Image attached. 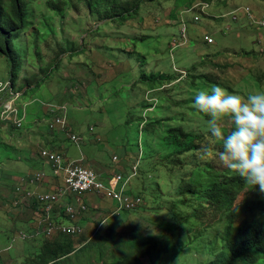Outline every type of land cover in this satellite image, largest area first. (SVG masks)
I'll use <instances>...</instances> for the list:
<instances>
[{
    "label": "rangeland",
    "instance_id": "obj_1",
    "mask_svg": "<svg viewBox=\"0 0 264 264\" xmlns=\"http://www.w3.org/2000/svg\"><path fill=\"white\" fill-rule=\"evenodd\" d=\"M21 2L26 28L16 47L26 54L16 86L24 93L43 77L53 81L56 93L60 89L69 100L60 97L48 107L66 105L69 130L49 129L52 115L43 113L45 101L35 95L30 103L16 100L6 119L3 104L10 92H20L7 87L9 66L0 56V264H44L38 257L52 241L33 235L40 212L27 208L25 200L16 206L15 189L39 172L34 164L49 144L60 145L54 152L69 161L83 159L82 165L103 179L129 175L139 165L132 190L145 199L139 211L123 212L96 194L85 195L89 206L79 222L84 233L74 242L78 253L60 264H101L102 252L104 263L121 259L136 250L131 242L138 236L170 239V250L160 260L145 257V264H209L224 248L229 209L211 204L205 192L214 183L242 177L220 162L222 144L207 130L208 117L194 109L193 98L211 85L239 95L264 92V27L254 21H264V0H215L210 16L198 23L192 15L182 16L190 0ZM243 7L252 8L254 20L244 11L234 20ZM125 9L135 12L120 23ZM184 28L188 43L178 46ZM207 34L216 38L215 45L205 42ZM17 55L19 73L23 56ZM222 124L228 133L231 120ZM173 129L196 137H178ZM69 135L82 138L80 145ZM251 187L233 202L243 209L236 224L259 215L247 210L248 203L264 201V193ZM22 233L28 239L21 241ZM90 242L101 245L81 250Z\"/></svg>",
    "mask_w": 264,
    "mask_h": 264
},
{
    "label": "built area",
    "instance_id": "obj_2",
    "mask_svg": "<svg viewBox=\"0 0 264 264\" xmlns=\"http://www.w3.org/2000/svg\"><path fill=\"white\" fill-rule=\"evenodd\" d=\"M210 7L211 4L198 2L184 13L192 15L194 22L198 23L202 15L210 16L208 13ZM240 11H244L248 18L254 20L252 8L243 7L233 13L235 21L240 20L238 15ZM254 21L264 27V21ZM185 32L186 28L183 29L181 39H176L178 46L188 43ZM204 38L208 45L217 43L216 38L210 34L205 35ZM10 85L8 83L7 87ZM10 95L11 100L3 104L2 114L7 116L6 119L14 114L16 109L12 107V104L14 106V102L21 97V93L10 92ZM49 111L54 117L50 122V130L61 128L67 133L69 130L67 129V107H50ZM69 136V140L74 145H80L82 142L80 137ZM40 158L49 167V175L46 172H37L18 184L15 189L16 199L22 200H18L15 203L16 206L24 203L25 200V205H29L27 208L33 205L40 212L38 219H35L37 224L33 232L37 238L43 237L53 241L56 238L66 237L73 242L80 238L84 231L79 226V222L87 212L88 205L84 201V196L87 194H96L100 198L111 201L123 212L138 211L145 203L142 196L131 192V184L138 176L139 165L134 166L132 174L128 177L116 173L103 179L101 175L84 167L83 159L72 162L65 159L62 154L50 150H42ZM114 159L117 160V157ZM26 239H28L27 235L22 233L20 240Z\"/></svg>",
    "mask_w": 264,
    "mask_h": 264
},
{
    "label": "trees",
    "instance_id": "obj_3",
    "mask_svg": "<svg viewBox=\"0 0 264 264\" xmlns=\"http://www.w3.org/2000/svg\"><path fill=\"white\" fill-rule=\"evenodd\" d=\"M214 1L215 0H195L194 2H192V0H190L191 4L189 5L188 3V5L189 8H191L198 2L211 4ZM134 12V10L125 9L119 13L120 15L117 17V19L120 23H124L127 18L133 16ZM184 12L185 10L182 12V16L185 14ZM25 15V10L23 8L21 0H0V56L4 57L8 62V71L10 75L9 79L12 88L18 90L21 93V97H25L27 99L29 98V96L32 97L33 94H38L40 88L46 86L47 83H50L51 81L49 82V79L43 77V79L38 80V82L34 86H30L28 88L29 90L25 88L24 93L21 92L20 88L16 86L17 81L15 80H18L17 78H19L20 73L24 71L23 66L26 52L24 50V52L22 53L21 50L16 47V41L18 36L22 37L21 35L25 31ZM17 51H19V53L23 56V62L21 64L22 67L19 70V73H16L18 68V61L20 59V57H18L17 55ZM159 77L163 78L162 75H159ZM203 79L213 83V79L210 76L203 77ZM51 83H53V81ZM37 87L38 90H36ZM64 95H62L59 89V93L56 96L57 99L62 97L63 100L68 101V96ZM54 103H45L48 112H50V107L48 106L54 105ZM63 106L66 105H60V107ZM60 107L54 106V108ZM50 114L53 116L51 112ZM171 132L178 137L183 136L186 139L196 137V135L192 133L186 134L179 129H173L171 130ZM247 186L249 185L245 182L244 178L239 180L228 179L221 183H214L205 192V197L207 198V200H209V202H211V204L218 205L221 208L229 209V212L227 213L228 223L223 233L224 248L215 259L209 262V264H236L239 260H242L245 264H255L261 258L264 259V201H254L248 203L250 207H246L247 210L255 212L258 211L259 215L251 219H246L240 224H236V220L240 216L243 209L240 206L234 208L233 202L236 200L237 195ZM194 194L196 195L197 193L194 192ZM116 206L118 208L117 204ZM60 238L67 239L69 240V242L67 244H64L59 241ZM60 238H56L50 244H48L47 248L45 249L46 253L38 257V259H42L44 261V264H60L65 258L70 257L71 255H76L78 253L76 252L77 250L75 249V244L73 241H71V239L66 237ZM113 242L117 243L114 237L111 238V243ZM131 244L132 249L134 244L137 245V248L134 252H131L126 257H123L121 259H116L114 257L112 262L105 261L106 263H104L102 259L105 254L102 252V259H100V263L145 264V257L151 256L156 260H160L163 255H165L170 250L171 245L170 239L167 236H163V238L160 239L159 242L154 241L153 239L142 238L141 236H138L134 239V241L131 242ZM88 245H94V247L96 248V246H100L101 244L99 245L97 243L90 242L89 244H85L84 247H82L83 249L81 250H84ZM81 250L79 249V251Z\"/></svg>",
    "mask_w": 264,
    "mask_h": 264
},
{
    "label": "clouds",
    "instance_id": "obj_4",
    "mask_svg": "<svg viewBox=\"0 0 264 264\" xmlns=\"http://www.w3.org/2000/svg\"><path fill=\"white\" fill-rule=\"evenodd\" d=\"M193 107L208 117L207 130L221 142L218 158L222 165L244 178L251 188L258 186L259 192L264 193V92L239 95L211 85L194 95ZM226 119L232 124L227 134L222 124ZM205 154L211 156L212 152L205 148Z\"/></svg>",
    "mask_w": 264,
    "mask_h": 264
},
{
    "label": "crops",
    "instance_id": "obj_5",
    "mask_svg": "<svg viewBox=\"0 0 264 264\" xmlns=\"http://www.w3.org/2000/svg\"><path fill=\"white\" fill-rule=\"evenodd\" d=\"M7 70H9V67H8ZM5 75H7L6 72H5ZM1 81L2 80H0V83H1ZM34 95L36 96V100H38L39 98H42L47 103L48 102L49 103H54L56 101V99H57V96H56L57 93H56V90H55V86H52L51 83H47L46 86H43L42 88H40V90L38 91V94H33L32 97L29 96V98H27L29 103L35 101ZM43 113L46 116L51 115L50 113H48L47 107H45V109L43 110ZM52 119H53V117H52ZM47 149L50 150V151H55V149L60 150L61 146L60 145H56V144H49L47 146ZM59 153H61V152H59ZM34 167H36L39 172H46L49 175V167L45 163H43L42 161H40V160L37 161L34 164ZM35 171H36V169H35Z\"/></svg>",
    "mask_w": 264,
    "mask_h": 264
}]
</instances>
